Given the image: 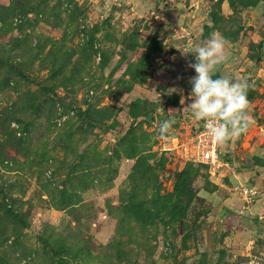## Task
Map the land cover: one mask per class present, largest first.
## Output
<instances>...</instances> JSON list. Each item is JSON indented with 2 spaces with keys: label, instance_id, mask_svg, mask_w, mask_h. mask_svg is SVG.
I'll return each instance as SVG.
<instances>
[{
  "label": "rangeland",
  "instance_id": "rangeland-1",
  "mask_svg": "<svg viewBox=\"0 0 264 264\" xmlns=\"http://www.w3.org/2000/svg\"><path fill=\"white\" fill-rule=\"evenodd\" d=\"M214 32L253 122L212 165L158 122ZM0 264H264V0H0Z\"/></svg>",
  "mask_w": 264,
  "mask_h": 264
},
{
  "label": "clouds",
  "instance_id": "clouds-1",
  "mask_svg": "<svg viewBox=\"0 0 264 264\" xmlns=\"http://www.w3.org/2000/svg\"><path fill=\"white\" fill-rule=\"evenodd\" d=\"M228 41L219 32H214L202 45L191 48L194 62L188 67L195 75L189 79L191 91L187 97L181 95L180 104L191 101L182 111L190 110L196 121H204L212 143L224 146L238 139L253 122L248 114L247 79L233 80L227 76H216L217 67L226 60ZM182 92V90H181ZM173 113L174 110H169ZM176 121L174 118L158 122L160 139H166Z\"/></svg>",
  "mask_w": 264,
  "mask_h": 264
},
{
  "label": "built area",
  "instance_id": "built-area-1",
  "mask_svg": "<svg viewBox=\"0 0 264 264\" xmlns=\"http://www.w3.org/2000/svg\"><path fill=\"white\" fill-rule=\"evenodd\" d=\"M161 150L173 151L184 161H200L215 165L219 163L220 146L212 143L205 128L201 127L188 132L167 136Z\"/></svg>",
  "mask_w": 264,
  "mask_h": 264
}]
</instances>
